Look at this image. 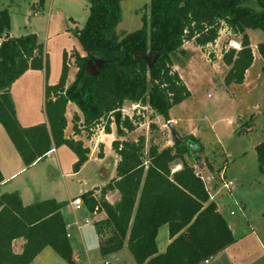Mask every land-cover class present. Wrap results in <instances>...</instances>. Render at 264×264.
<instances>
[{"label": "trees", "instance_id": "1", "mask_svg": "<svg viewBox=\"0 0 264 264\" xmlns=\"http://www.w3.org/2000/svg\"><path fill=\"white\" fill-rule=\"evenodd\" d=\"M86 1L88 17L76 32L84 55L75 53L74 80L67 86V55L63 53L58 82L45 85L46 121L31 127H22L17 120L11 86L27 71H44L46 78L47 57L34 34L4 39L10 16L7 9H0V126L25 168L44 161L51 150L67 147L76 158L73 173H78L89 150L81 141L65 137L67 104L74 103L82 115L80 125L76 115L72 118L76 136L81 131L86 138L92 136L100 124L110 134L114 125L115 177L101 189L98 201L92 198L93 191L79 197L88 212L105 214V219L94 223L98 235L110 230L100 243V255L107 257L126 248L135 264H203L236 239L209 200L202 171L189 152L186 142L198 140L173 137V144L163 149L144 136L128 140L127 134L136 131L140 117L123 111L127 104L147 108L168 123L170 111L191 97L174 70L172 56L184 54L182 47L188 42L201 49L214 45L222 30L240 39L238 50H221V61L228 68L223 83L243 84L253 64L247 31L259 29L264 35V0H150L141 28L121 38L116 30L122 19L121 3L126 0ZM43 3L39 0V8ZM256 51L264 73V39ZM90 59L104 62L96 77L86 74ZM254 150L258 169L264 174V141ZM204 168L213 173L210 164ZM112 192L119 199L110 204L105 195ZM67 204L47 199L23 205L17 192L0 194V264H31L45 248L66 264H75L61 213ZM164 225L169 243L159 253L156 238ZM16 240L23 241L20 253L13 249Z\"/></svg>", "mask_w": 264, "mask_h": 264}, {"label": "rangeland", "instance_id": "2", "mask_svg": "<svg viewBox=\"0 0 264 264\" xmlns=\"http://www.w3.org/2000/svg\"><path fill=\"white\" fill-rule=\"evenodd\" d=\"M38 2L39 0H0V9H7L10 16L9 37L36 35L38 42L43 45L47 57L48 75L45 78V83L55 85L61 73L63 53L67 55L66 61L70 78H73L76 73L75 53L84 55L76 38V32L82 29L86 22L89 3L86 0H44L43 7L39 8ZM149 3L150 0H126L121 3L122 19L116 30L118 37L121 38L123 35L141 28V17L147 13ZM249 6L255 10L258 9L254 3H249ZM220 37V44L224 43L225 49L230 47L229 43L225 41L226 37L224 35ZM258 38L257 42L263 41V32L259 29L252 30L254 46ZM193 45H186L183 50L184 54L176 53L172 56L174 70L182 77L183 83L191 92V97L171 110L172 117H169V122L178 137L185 139L195 134V139L206 143V147L196 150L191 157L199 156L203 165L208 163L212 167L213 173L211 174L206 168L201 170L202 180L208 194L213 197V201L216 199L220 205L221 214L228 221L233 236L237 240L222 260H217L219 257L217 255L208 260L207 264H246L249 259H257L256 264H264L262 259L264 252V174L257 169L254 150L257 144L264 141V117L252 119L251 124L246 121H243L244 124L240 123L239 117L245 114L246 102L229 103L220 88L213 89L211 87L206 58L214 56L213 51L216 44L200 51L196 50ZM20 81L15 85H20ZM218 83L219 81L214 82L215 85ZM257 101L258 98L250 101V108ZM262 102L264 107V101ZM42 111L40 103L36 102L30 112L39 115ZM123 113L140 117V120H137L136 131L129 135L130 139L144 136L147 142L152 141L160 149L173 144L172 131L168 127L169 122H165L161 117L153 116L147 108L127 104ZM253 115L252 113L250 117ZM102 125L100 124L91 132L92 136L87 138L84 136L87 146L92 148L97 143V149H99L98 140L101 138L102 133L99 134V132L102 131ZM150 125H153L154 128H149ZM113 127L115 129L114 125ZM242 130L245 133H242ZM189 133L192 134L189 135ZM103 139L107 140L108 138ZM126 139L128 138L126 137ZM58 157L60 170L54 172L58 163L54 161V167L45 160L35 168V171H41V169L46 171L49 179L48 184L50 181L55 185L59 184L64 190L76 195L78 189L84 188L88 183H99L100 171L94 164L88 165L81 174L74 175L77 174L72 170L76 159L74 154L67 147H60L58 148ZM225 170H227L228 177L232 179L229 191L221 188L222 181L219 178L220 173H223L224 176ZM67 173L73 175L70 176ZM27 177L28 174L21 176L20 179H27ZM35 188L39 191L38 193L48 190L41 185ZM73 188L76 190L74 191ZM65 215L63 220L66 223L74 222L75 217L70 211L64 210ZM87 218L93 223L100 220V217L97 216ZM92 227L93 225L87 226L85 230L81 231L85 243H82L78 236H74L72 239L74 251L79 257V259H77L78 257L73 258L76 264H135L125 248L116 253L117 258L102 257L97 249V236ZM88 233L90 238H88ZM109 234L110 230L104 229L101 242ZM166 241L167 226L164 225L159 228L157 235V244L162 252ZM45 258L44 264H66L51 249H48L40 259ZM35 264H39V262L36 261Z\"/></svg>", "mask_w": 264, "mask_h": 264}, {"label": "crops", "instance_id": "3", "mask_svg": "<svg viewBox=\"0 0 264 264\" xmlns=\"http://www.w3.org/2000/svg\"><path fill=\"white\" fill-rule=\"evenodd\" d=\"M9 34V33H8ZM225 36L226 37V42L229 43L230 47L238 50L240 48V39L232 37L227 31L222 30L220 32V36ZM247 35L250 41V46L252 49V54H253V64L252 66L246 71L245 77H244V82L241 85H230V86H225L223 83V79L225 77V74L228 70V68L222 63L221 61V50L222 48H225V44L221 43V37L219 36L218 40L216 41V45L214 46V56H210V58H206V68L208 70V77L211 83V87L213 89L215 88H220L222 93L227 97L229 103L231 102H246L247 108L245 109V114H242L239 117L240 123L244 124L246 123L251 124V120L259 119L261 117H264V107H263V102L264 101V73L262 72V66L263 63L257 54L256 51V46L259 41V38L256 40L255 46L252 44V30L247 31ZM10 36V34H9ZM231 39H230V38ZM262 42V41H261ZM186 45H193L192 42L185 43L183 45V50H185ZM194 46V45H193ZM210 47V46H208ZM213 47V45H212ZM222 47V48H221ZM255 47V48H254ZM196 50L200 51L203 50L199 47H194ZM205 49V48H204ZM193 52V51H192ZM196 55V54H195ZM197 56V55H196ZM198 57V56H197ZM204 57V55H203ZM69 75V74H68ZM60 77V76H59ZM182 79V77H181ZM21 80V81H20ZM59 80V79H58ZM74 80L73 78H70L68 76L67 78V86ZM21 82L20 85H15L17 82ZM215 81H219L218 84H214ZM45 75L44 71H27L25 72L18 80H16L12 86H11V96L12 100L14 102V107L16 111V117L19 122V124L22 127H31L34 126L38 123H44L46 121L44 113L41 112V114H35L34 112H30L31 109H33V106L36 104V102H39L41 107L43 108V103H44V89H45ZM260 97V98H259ZM255 98H258V101L256 104L250 108V101H253ZM239 109H241L239 107ZM263 109V110H262ZM171 112V111H170ZM254 114L252 117L251 114ZM43 114V115H42ZM76 115L79 119L80 122L78 125L82 123V115L79 112L77 106L74 103H68L66 106V112H65V118L67 121V127L64 132L65 137L69 139H73L75 141H81L84 145L85 148H88L89 154H88V160L87 162L82 166V168L79 170L77 174L74 175H79L83 172V170L90 164H94L99 171H100V181L99 183L97 182H90L88 183L84 188H79L78 193L76 195L71 194V192L64 190L61 186L55 185V183L50 181V184L47 183L49 181L46 171L44 169H41V171H35L36 166L40 163H35L32 166L25 168L20 156L16 152L14 146L10 142L6 132L2 127H0V172L3 177V183L0 185V194L2 193H12V192H17L20 200L23 205H30L36 202H40L43 200L47 199H54L58 202L65 201L68 202L67 206H65L61 213L63 217L64 216V210H68L73 214L74 222H68L66 224L67 228V234L71 243L72 247V253H73V258L78 257L76 256V252L74 251L73 248V243L72 239L74 236L80 237L82 243H85L83 235H82V230H85L87 226L93 225V230L95 232L94 228V223L90 221L87 217H100V220L105 219V214L103 212H88L87 209L82 205V207L77 210L73 205H71V202L75 198H79L82 194L89 192V191H97L100 194L101 189L115 177V166L118 161V157L115 155V153L111 149V143L113 140H115V129L113 125L110 126V134H104L103 130L100 133H102L100 136L101 138L98 140V148L97 149V143L94 144V146L91 148L90 146H87L85 144L84 138L86 137L85 132L81 131L79 135H74L72 131V118L73 116ZM169 117L171 116V113H169ZM246 117H248V120H246ZM79 128V127H78ZM183 128V127H182ZM242 133H245V131H241ZM133 134V133H130ZM126 136L128 140H135V139H130L129 135ZM192 133H189V135ZM85 136V137H84ZM194 138H196V135H192ZM103 138H108L107 140ZM203 140V139H202ZM204 146L206 147V143H204ZM213 146V145H212ZM62 148V147H61ZM101 155V156H100ZM256 157V155H255ZM76 160V159H75ZM45 161L49 162L55 167V163H58L57 168L55 170H60V160L58 157V149H55L53 152L49 153L46 156ZM42 162V161H41ZM257 162V161H256ZM258 167V164H257ZM258 169V168H257ZM47 170V169H46ZM28 174L27 179H20L21 176H25ZM48 174V173H47ZM67 175L72 176V173H67ZM224 180L227 181L228 183L232 184V179L228 177L227 170L224 172ZM223 176V177H224ZM55 180V178H54ZM43 186L48 188V190L43 191L42 193H38L37 189L35 187L37 186ZM74 189V188H73ZM45 190V189H44ZM76 189H74L75 191ZM74 193V192H73ZM119 199V195L117 192H112L108 193L105 195V200L113 204L117 202ZM216 205L217 211L221 214L220 211V205L216 201H212ZM82 211V213H81ZM222 215V214H221ZM82 217V218H77V217ZM264 216V213H263ZM223 217V216H222ZM225 219V217H223ZM81 219V220H80ZM99 220V221H100ZM229 229L232 232L231 227L228 224V221L225 219ZM83 222V223H81ZM92 222V223H91ZM76 229H74V228ZM76 230V233H75ZM159 232V230H158ZM233 234V232H232ZM95 235L97 236V241H98V251H99V246L101 243V239L103 238L102 235H98L95 232ZM158 235V234H157ZM88 238L89 233H88ZM157 242V238H156ZM237 240L235 241L234 244H232L230 247L222 251L217 258V260H222V258L227 254L229 249H231L235 244ZM169 243V238H168V230H167V241L165 244L164 251ZM23 244L22 240H16L13 243V249L15 253H20L21 251V246ZM85 248V247H84ZM158 252L163 253L157 244ZM50 248H45L33 261L31 264H35L36 261L39 262V264H44L45 259H40L43 254L47 253V250ZM124 249V248H123ZM126 249V248H125ZM86 252V251H85ZM50 254V253H49ZM116 253L109 255L110 257L117 258ZM50 256V255H48ZM79 259V257L77 258ZM262 259L264 260V252L262 253ZM40 260V261H38ZM75 261V260H74ZM257 259H249L246 264H256ZM134 262V261H133ZM208 263V261H207ZM206 263V264H207ZM76 264V261H75ZM205 264V263H203Z\"/></svg>", "mask_w": 264, "mask_h": 264}, {"label": "water", "instance_id": "4", "mask_svg": "<svg viewBox=\"0 0 264 264\" xmlns=\"http://www.w3.org/2000/svg\"><path fill=\"white\" fill-rule=\"evenodd\" d=\"M7 38H9V34L8 33L4 34V39H7ZM103 65H104V62L101 61V60H98V59H90V60H88L87 65H86V69H85L86 74L89 75V76H91V77H96L97 74H98V70ZM151 65H152V63H150L149 66H151ZM168 127L172 131V136L176 140H178L179 137L173 132V130H172V124L170 122L168 123ZM186 144L188 146V149H189V152H190L191 155L196 150H199V149H203L204 148V143L202 141H197V142L187 141ZM193 162L195 163V166L199 170H203L204 169V165L202 164L201 159H200L199 156L193 157Z\"/></svg>", "mask_w": 264, "mask_h": 264}, {"label": "built area", "instance_id": "5", "mask_svg": "<svg viewBox=\"0 0 264 264\" xmlns=\"http://www.w3.org/2000/svg\"><path fill=\"white\" fill-rule=\"evenodd\" d=\"M125 111V110H124ZM123 111V112H124ZM54 150H51V152H53ZM50 152V153H51ZM196 175H198L197 173H195ZM219 178H220V180L222 181V189H225L226 191H229L230 190V183H227V182H225V180H224V178H223V173H220V175H219ZM201 179H202V177H201ZM209 195V194H208ZM92 198L94 199V200H96V201H98V199L100 198V194H99V192H97V191H93V193H92ZM209 200L210 201H213V197L211 196V195H209ZM71 205H73L74 207H75V209H77V210H79L81 207H82V205H83V203H82V201H81V199L80 198H75V199H73V201L71 202ZM205 264L207 263V261H205L204 262Z\"/></svg>", "mask_w": 264, "mask_h": 264}]
</instances>
